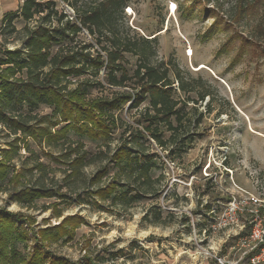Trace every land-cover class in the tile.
<instances>
[{"label": "rangeland", "instance_id": "374dc122", "mask_svg": "<svg viewBox=\"0 0 264 264\" xmlns=\"http://www.w3.org/2000/svg\"><path fill=\"white\" fill-rule=\"evenodd\" d=\"M83 1L78 0V4ZM17 2L22 0H13L9 7L14 9ZM55 2L58 10L72 16L73 9L66 2ZM191 2L127 0L120 18L130 35H156L155 55L150 62L172 66L173 74L171 70L169 75L174 95L185 99L178 104L187 113L184 120L195 118L197 111L203 113L197 125L185 124L190 133L184 137L190 141L189 147L181 153L169 152L149 136L142 138L146 152L154 155L152 190L139 192L123 183L126 197L114 202L100 199L93 191L97 184L116 178V167L108 156L132 140V129L124 134L123 126L118 127L107 139L69 130L66 139L58 141L44 139L40 143L27 137V146L19 142L9 174L0 181V209L16 214L15 226L26 238L14 245L24 259L31 255L34 244L42 243L52 255L64 256L74 264H264V54L246 49L232 61L239 41L225 44L237 33L248 37V31L264 16V1L237 23L230 21L226 12L232 0H223V10L200 0L189 11ZM1 21L2 17L3 56L6 48L22 47L24 35L2 31ZM13 22L19 29L24 24L20 17ZM29 24H35L34 20ZM76 39H65L61 44L79 49L83 42L91 41L97 47L84 28ZM58 46L54 44L52 50ZM125 58L131 74L138 57L127 52ZM174 74L180 76L184 90L178 87L179 78ZM16 75L25 76L24 71ZM87 77L93 81L88 97L111 96L134 87L131 81L122 86L107 84L102 70L93 77L69 76L66 83L73 87ZM206 91L209 95L200 99V93ZM147 106V101L137 107L126 103L114 113L122 124L140 129L133 120ZM13 110L39 116L51 113L44 104L33 110L26 105ZM160 129L164 131L163 126ZM13 138L14 134L0 123V150ZM67 141L72 145L81 141L87 152L86 162L75 175L70 173L64 153ZM106 146L110 153L100 157L98 152ZM102 165L108 167L106 174L98 183H89ZM16 172L20 174L18 181H10ZM24 186L49 188L54 196L39 197L24 205L12 195ZM56 210L61 216H55ZM74 215L82 221L71 238H42V231Z\"/></svg>", "mask_w": 264, "mask_h": 264}, {"label": "trees", "instance_id": "16d2710c", "mask_svg": "<svg viewBox=\"0 0 264 264\" xmlns=\"http://www.w3.org/2000/svg\"><path fill=\"white\" fill-rule=\"evenodd\" d=\"M60 1L66 2L73 9L72 16L64 10H58L55 0H22L15 11L2 18V31L23 33L24 39L22 47L6 48L3 50V56H0V123L14 134L7 148L0 150V181L9 174V165L19 149L18 143L22 142L23 146H27V137L40 143L44 139L58 141L61 138L66 139L67 133L72 130L91 138L107 139L113 129L123 126L124 134L131 129L134 134L132 140L120 144L108 156V161L116 167V178L103 185L97 184L93 193L102 200L110 198L115 202L126 197L127 189L123 188L124 184L127 187L132 185L139 192H149L155 182L150 173L154 155L146 152L147 147H143L142 138L149 136L161 148L181 153L190 144V141L184 138L190 134L185 124L197 125L203 113L197 111L195 118L184 120L187 113L178 104L185 99L180 100L174 95L173 80L169 75L171 70L173 74L172 66L168 63L150 62V57L155 55L156 35L152 38L130 35L128 27L121 24V11L127 0H85L80 4L78 0ZM199 1L192 0L187 6L189 11L198 6ZM263 1L232 0L226 10L228 19L233 23L239 22ZM204 2L214 3L216 9H224L223 0ZM214 13L217 15V10ZM15 17L24 21L21 29L15 26ZM33 20L35 24L30 26L29 22ZM83 28L93 37L97 47H94L91 41L83 42L79 49L61 44L65 39L76 42ZM246 35L248 37L237 33L226 40L227 46L235 40L239 41L232 61H237L246 49L264 54V16ZM54 44H59L55 51L52 50ZM127 52L138 57L131 74L125 66ZM101 70L107 84L122 86L131 81L134 87L130 90H120L111 96L88 97L92 78H84L73 87H68L66 83L69 76L89 74L93 77ZM22 71L24 77L16 75ZM174 75L180 79L178 74ZM179 79L178 87L184 90L185 86ZM98 84L103 86L100 81ZM205 94L209 95V92L200 93V99ZM144 101L148 102V106L133 120L141 125L140 129L122 124L121 118L115 116L114 111L126 103L137 107ZM40 104L51 108L50 115L15 113L13 110L24 105L33 110ZM60 123L63 125L53 129ZM160 126H163L164 131H168V135L165 136ZM64 153L69 159L67 164L70 173L77 174L86 162L87 152L83 149V143L79 141L72 145V142L67 141ZM108 153V146L98 152L100 157H106ZM107 171L106 165L100 166L90 177L89 183H98ZM19 177L18 172L12 173L9 180L17 182ZM12 195L20 203L28 205L36 198L54 196V192L49 188L24 186ZM54 213L55 216H61L58 210ZM15 217L16 214L0 209L1 262L74 264L64 256L52 255L42 247V243L34 244L33 252L24 259L15 250L14 242L25 239L26 235L15 226ZM81 221L79 216L65 217L59 224L51 226L50 230L48 228L42 231L41 236L44 239L62 238L66 241L72 237L75 227H78Z\"/></svg>", "mask_w": 264, "mask_h": 264}, {"label": "crops", "instance_id": "0c3cea01", "mask_svg": "<svg viewBox=\"0 0 264 264\" xmlns=\"http://www.w3.org/2000/svg\"><path fill=\"white\" fill-rule=\"evenodd\" d=\"M11 2L13 4V0H0V17L3 18L6 14L11 13L18 8L19 2L16 3V7L14 9L9 7Z\"/></svg>", "mask_w": 264, "mask_h": 264}, {"label": "built area", "instance_id": "2783aa9c", "mask_svg": "<svg viewBox=\"0 0 264 264\" xmlns=\"http://www.w3.org/2000/svg\"><path fill=\"white\" fill-rule=\"evenodd\" d=\"M126 8L130 9L129 7H126Z\"/></svg>", "mask_w": 264, "mask_h": 264}]
</instances>
